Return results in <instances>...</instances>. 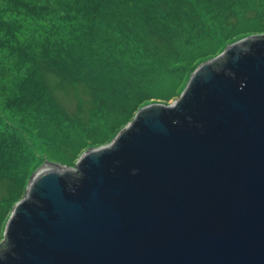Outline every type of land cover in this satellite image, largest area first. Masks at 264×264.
Segmentation results:
<instances>
[{"label": "water", "instance_id": "water-1", "mask_svg": "<svg viewBox=\"0 0 264 264\" xmlns=\"http://www.w3.org/2000/svg\"><path fill=\"white\" fill-rule=\"evenodd\" d=\"M0 264H264V35L200 65L75 167L45 163Z\"/></svg>", "mask_w": 264, "mask_h": 264}, {"label": "rangeland", "instance_id": "rangeland-1", "mask_svg": "<svg viewBox=\"0 0 264 264\" xmlns=\"http://www.w3.org/2000/svg\"><path fill=\"white\" fill-rule=\"evenodd\" d=\"M191 1L196 13L186 25L162 0H105L102 15L92 21V39L85 28L63 31L75 37L65 39L69 49L62 46L56 55L60 69L52 67L56 73L40 80L48 97L27 109L44 131L36 141L57 146H49L35 167L20 163L19 182L0 180V244L13 207L46 162L75 167L90 149L111 144L143 106L177 100L197 67L239 41L264 35V0H215L212 7L207 0ZM175 37L183 42L171 45ZM29 92L32 101L37 89Z\"/></svg>", "mask_w": 264, "mask_h": 264}, {"label": "trees", "instance_id": "trees-1", "mask_svg": "<svg viewBox=\"0 0 264 264\" xmlns=\"http://www.w3.org/2000/svg\"><path fill=\"white\" fill-rule=\"evenodd\" d=\"M88 1L98 5L92 13H89L91 4L87 5ZM162 1L171 5L173 18L178 23H190L196 13L191 0ZM104 2L0 0V180L19 182L20 163L35 167L44 159V152L53 149L49 146L56 148V143L50 145L36 141L42 137L43 130L28 118L34 117V113H29L27 109L36 101L48 97L39 86L40 80L49 73H56L53 70L59 68L56 55L61 52L62 46L69 49L65 39L75 37L70 33L63 36V31L85 28L93 38V28L97 25L92 21L102 15ZM214 2L207 0V5L212 7ZM174 39L171 45L176 41L183 42L182 38ZM32 88L37 89V96L30 101L29 90ZM58 111L56 109L55 114ZM55 119L58 116L55 115ZM67 120L66 124H69L71 120ZM68 140L71 141L70 137Z\"/></svg>", "mask_w": 264, "mask_h": 264}]
</instances>
